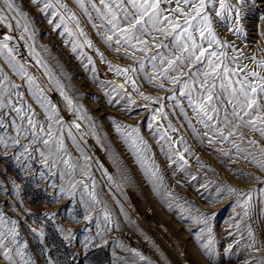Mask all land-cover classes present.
Returning a JSON list of instances; mask_svg holds the SVG:
<instances>
[{"label": "rangeland", "instance_id": "1", "mask_svg": "<svg viewBox=\"0 0 264 264\" xmlns=\"http://www.w3.org/2000/svg\"><path fill=\"white\" fill-rule=\"evenodd\" d=\"M12 3L25 15L0 0V43L10 37L0 49V264H264V122L236 119L223 96L219 118L209 121L181 95L185 80L204 79L192 73L206 62L165 72L180 55L175 33L163 34L165 17L184 24L175 0H160V30L137 27L145 43L132 40L135 48L121 36L129 25L113 0L104 3L118 13L115 30L101 0ZM120 3L134 13L128 0ZM225 3L232 11L223 18L219 0L205 9L216 40L227 45L209 51L223 53L233 80L258 84L264 0ZM95 57L134 100L100 77ZM258 101L264 107V94ZM201 214L212 218L197 223Z\"/></svg>", "mask_w": 264, "mask_h": 264}, {"label": "snow or ice", "instance_id": "2", "mask_svg": "<svg viewBox=\"0 0 264 264\" xmlns=\"http://www.w3.org/2000/svg\"><path fill=\"white\" fill-rule=\"evenodd\" d=\"M79 3L80 0H77ZM117 3V8L123 12L124 19L128 22V27L121 29V36L126 43L131 44L132 40H137L140 43H145L140 41L139 37L135 35V30L139 27L141 32H148L149 29L152 31L160 30V25L162 23L160 18V9L159 3L160 0H128V3L131 5L134 13H129L127 9H124L120 0H113ZM177 3V8L173 12L177 17H183L184 24L181 25L178 22L165 17L167 21V26L170 28V31H164L165 36L172 35L175 33V47L180 53L179 56H176L174 59H168V69H165L167 72L169 69L175 71L176 65H184V62L187 61L189 65L206 62V67L203 70H198L195 73H192L193 76L203 74L204 79L201 80H185L180 87L181 95L188 96V102L194 107L203 117H206L207 120H212L214 117L219 118V110L216 106L218 101H221V96L227 99L228 104L232 108L231 115L236 119L243 121V116H249L250 119L247 123L255 125L256 121L264 122V107L258 101V97L261 94H264V79H259L258 84L249 82L246 78H238L233 80L232 76H235V70L229 69L227 64H225L219 58L223 55L221 52L216 50L209 49L215 44L217 47H227V45H222L221 42L216 40L212 30L211 25L212 21L210 20L205 9L211 7L213 0H175ZM242 2V0H241ZM3 3L7 6L9 11L14 12L18 16H24V13L18 11L16 6L12 3V0H3ZM32 3L37 4L39 0H32ZM101 3L104 4L105 9H107L108 15L111 17L109 23L112 25V29L115 30L119 27L118 13L114 11L108 4L104 3V0H101ZM181 3L183 8L181 7ZM45 7H50V5L45 4ZM81 7L83 5L81 4ZM95 9L96 6L92 5ZM183 9H190L189 11H184ZM99 11V10H97ZM225 11L231 12L232 8L230 5L225 3V0H219V9L216 10V16L223 18V13ZM237 11V20L239 19V10ZM134 15L135 18H130ZM6 17L3 14H0V22H3ZM195 21V23H193ZM59 27L60 25H56ZM19 27V24H17ZM179 30V31H177ZM25 31H27V26L25 25ZM195 33H198L200 36V43L197 42ZM10 37L5 36V43H0V49L7 48L6 41ZM111 39V37H109ZM120 41L118 40L117 43ZM204 43L208 44V48L204 47ZM133 48L136 45L131 44ZM166 47V46H165ZM11 54V50H9ZM157 57H153L155 60ZM161 62L164 63V57H160ZM26 75V73H25ZM254 79H258L256 73H250ZM6 80L7 78L4 77ZM29 82H32V77H28ZM219 80V85L215 82L209 83V81ZM179 81V75L176 77L169 78L170 83H177ZM199 84L200 92L193 95L194 89L191 85ZM15 87V85H12ZM219 87L220 92L215 93L216 88ZM19 95V94H18ZM9 103H11L9 101ZM71 104V101H68ZM221 106L222 103H221ZM0 107H3V103L0 102ZM15 111L19 114L21 109L17 108ZM55 108L53 106V112ZM255 112L257 115L253 118L252 114ZM243 113V116H241ZM225 120L227 121L228 113L225 112ZM49 119H53L52 116H49ZM203 122V120L201 121ZM29 125H31L33 130V136L36 137V122L29 118ZM2 126V125H0ZM207 126V125H206ZM41 131H43V126L41 125ZM78 127V126H77ZM19 131V129H17ZM133 131H136L133 129ZM230 135L232 133H229ZM261 134L264 135V129L261 130ZM49 138L52 137L51 127L48 129ZM45 145L49 144V140H43ZM58 150H62V141L58 140ZM47 159V157L45 158ZM67 163V161H65ZM231 191V190H229ZM212 217L201 214L199 218H196L197 223L207 224L208 220ZM0 217V221H2ZM13 225L15 222L13 221ZM204 229H202L203 231ZM210 231V229H209ZM211 243V240H209ZM4 247L2 234H0V248ZM3 255L6 259H10V254L8 251H4Z\"/></svg>", "mask_w": 264, "mask_h": 264}, {"label": "bare ground", "instance_id": "3", "mask_svg": "<svg viewBox=\"0 0 264 264\" xmlns=\"http://www.w3.org/2000/svg\"><path fill=\"white\" fill-rule=\"evenodd\" d=\"M95 58H96V62H97L96 67H97V70H98L100 77L109 81L113 86L118 88L125 95L126 100H128V101L134 100V97L131 95L130 91L127 89V86L124 84V82L120 78H118L117 76L108 72L105 69V67L102 66V64L100 63L98 58L97 57H95ZM55 101H56L57 105L62 108V112L65 114V116L68 117L69 115H68L67 111L65 110L63 101L58 97H55ZM152 113H153L154 117H156L159 114L158 109H154V111ZM170 236L171 235H169V237ZM171 241L174 242V244L176 243V241L173 237L171 238Z\"/></svg>", "mask_w": 264, "mask_h": 264}, {"label": "water", "instance_id": "4", "mask_svg": "<svg viewBox=\"0 0 264 264\" xmlns=\"http://www.w3.org/2000/svg\"><path fill=\"white\" fill-rule=\"evenodd\" d=\"M5 36H8V37H9V35H8L7 33H4V34H3V37H5Z\"/></svg>", "mask_w": 264, "mask_h": 264}]
</instances>
